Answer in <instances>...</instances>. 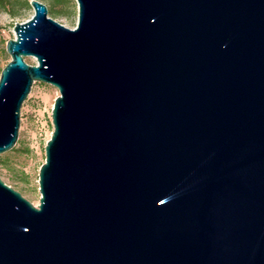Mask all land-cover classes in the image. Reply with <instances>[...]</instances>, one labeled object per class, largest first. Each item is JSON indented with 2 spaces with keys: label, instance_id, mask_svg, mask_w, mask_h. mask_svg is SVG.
<instances>
[{
  "label": "water",
  "instance_id": "1",
  "mask_svg": "<svg viewBox=\"0 0 264 264\" xmlns=\"http://www.w3.org/2000/svg\"><path fill=\"white\" fill-rule=\"evenodd\" d=\"M75 2L5 45L0 154L59 96L39 206L0 178V264H264V0Z\"/></svg>",
  "mask_w": 264,
  "mask_h": 264
},
{
  "label": "rangeland",
  "instance_id": "2",
  "mask_svg": "<svg viewBox=\"0 0 264 264\" xmlns=\"http://www.w3.org/2000/svg\"><path fill=\"white\" fill-rule=\"evenodd\" d=\"M10 1L13 6L3 7ZM22 0H0V71L10 61L5 51L6 42L14 38L13 26L29 20L32 8ZM47 8L48 17L73 29L77 22V4L75 0H36ZM59 1V2H58ZM14 13V16L10 14ZM25 62L34 65L32 57H25ZM59 92L51 85L36 82L33 84L20 112L18 138L12 150L0 154V178L19 192L34 207L39 206L38 175L45 162L44 147L50 139L53 126L51 111Z\"/></svg>",
  "mask_w": 264,
  "mask_h": 264
},
{
  "label": "trees",
  "instance_id": "3",
  "mask_svg": "<svg viewBox=\"0 0 264 264\" xmlns=\"http://www.w3.org/2000/svg\"><path fill=\"white\" fill-rule=\"evenodd\" d=\"M23 2H24V5L25 6H28V0H22ZM59 1H61V0H59ZM58 1V2H59ZM3 4V7H5L6 8V6H9V7H12L13 6V4L10 2V1H8V2H4V3H2ZM11 16H14V13H12L11 12V14H10ZM3 69V68H2ZM1 69V70H2Z\"/></svg>",
  "mask_w": 264,
  "mask_h": 264
}]
</instances>
